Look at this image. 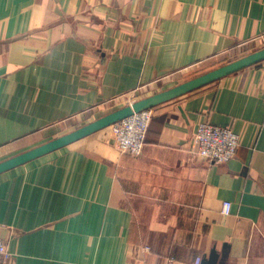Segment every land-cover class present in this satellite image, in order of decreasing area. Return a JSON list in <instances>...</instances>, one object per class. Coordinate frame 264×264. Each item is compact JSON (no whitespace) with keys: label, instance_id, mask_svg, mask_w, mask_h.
Masks as SVG:
<instances>
[{"label":"crops","instance_id":"0c3cea01","mask_svg":"<svg viewBox=\"0 0 264 264\" xmlns=\"http://www.w3.org/2000/svg\"><path fill=\"white\" fill-rule=\"evenodd\" d=\"M263 37L264 0H0V163ZM153 109L138 157L106 133L0 173L7 264H264V61ZM206 122L228 163L192 153Z\"/></svg>","mask_w":264,"mask_h":264},{"label":"built area","instance_id":"2783aa9c","mask_svg":"<svg viewBox=\"0 0 264 264\" xmlns=\"http://www.w3.org/2000/svg\"><path fill=\"white\" fill-rule=\"evenodd\" d=\"M154 109L133 114L112 125L114 146L122 155L140 156L145 148ZM240 137L232 126H217L206 122L198 125L192 137V153L210 163L224 164L234 159L239 149ZM232 204L223 203L222 213L230 215ZM11 260L7 244L0 238V264ZM199 257L195 264H201Z\"/></svg>","mask_w":264,"mask_h":264},{"label":"water","instance_id":"95a60500","mask_svg":"<svg viewBox=\"0 0 264 264\" xmlns=\"http://www.w3.org/2000/svg\"><path fill=\"white\" fill-rule=\"evenodd\" d=\"M262 61H264V50L249 55L236 62L220 67L206 75H203L192 81L178 85L175 88L156 94L152 97L146 98L130 107L124 108L110 115H107L103 118H100L93 123H90L71 133L59 137L47 144H44L40 147H37L33 150L23 153L8 161L0 163V173L11 170L17 166L25 164L38 157H41L50 152L68 146L78 140L90 136L91 134L97 131H100L110 125H113L129 116H132L135 113L152 109L155 106L160 105L164 102L173 100L185 94L201 89L207 85H210L214 82L223 79L224 77L233 75ZM201 264H225V261H224V257H221V255L216 250V248H213L210 254L202 259Z\"/></svg>","mask_w":264,"mask_h":264},{"label":"rangeland","instance_id":"374dc122","mask_svg":"<svg viewBox=\"0 0 264 264\" xmlns=\"http://www.w3.org/2000/svg\"><path fill=\"white\" fill-rule=\"evenodd\" d=\"M261 50H264V37L263 38H259L258 40L253 41L252 43L244 45L241 48V50L238 51V53H236L233 57H231L230 59H227V60H225V61H223L221 63H218L217 66H215V67H212V68L201 67L198 70L192 71L190 73L188 72L187 74H185L182 82L186 83V82L192 81V80H194V79H196L198 77H201L203 75H206V74H208V73H210V72H212V71H214V70H216V69H218L220 67H223V66L228 65L230 63L236 62V61H238L240 59H243V58H245V57H247L249 55H252L254 53H257V52H259ZM183 83H181V84H183ZM146 93L147 92L137 91L135 93H132L131 95H127L125 98H122L121 100L117 101L115 104L108 106L106 108V111L103 113V114L106 113L103 117H105L107 115H110V114H112L114 112H117L119 110H122L124 108L130 107V106H132V105H134V104L146 99V97H147ZM147 98H149V97H147ZM106 133L111 134L112 139L114 141V136H113V133H112V125L104 128V129H102L100 131H97V132H95V133H93L91 135H92V137H97L99 135L106 134ZM87 137H89V136H87Z\"/></svg>","mask_w":264,"mask_h":264}]
</instances>
